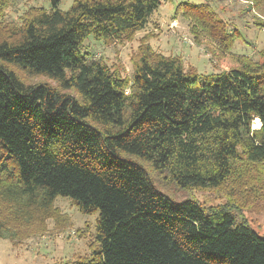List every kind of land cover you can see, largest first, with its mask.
Instances as JSON below:
<instances>
[{
    "label": "trees",
    "instance_id": "trees-1",
    "mask_svg": "<svg viewBox=\"0 0 264 264\" xmlns=\"http://www.w3.org/2000/svg\"><path fill=\"white\" fill-rule=\"evenodd\" d=\"M7 1L0 238L12 239L1 206L16 223L44 226L61 197L99 215L92 257L65 264H264V237L243 216L264 210L251 197L264 194V49L261 62L243 56L237 68L200 75L145 44L122 78L85 42L130 39L171 0H74L66 12L49 0L20 26L3 21ZM244 1L264 19V0ZM180 14L223 53L241 39L208 3L181 4ZM174 191H215L227 203L177 201Z\"/></svg>",
    "mask_w": 264,
    "mask_h": 264
},
{
    "label": "rangeland",
    "instance_id": "rangeland-1",
    "mask_svg": "<svg viewBox=\"0 0 264 264\" xmlns=\"http://www.w3.org/2000/svg\"><path fill=\"white\" fill-rule=\"evenodd\" d=\"M73 2L74 0H61L58 8L66 12ZM186 3H208L226 23L229 31H239L241 39L234 42L229 54L223 53L216 41L200 35L193 27V21L187 20L181 14L175 16L177 7ZM39 8L50 10V1L8 0L3 21L9 26H20L30 10ZM260 14L252 8L251 3L244 0L163 1L149 19L147 26L130 39L105 43L90 37L85 42L84 49L94 60L103 61L122 78L130 79L133 76L139 49L145 44H150L156 53L164 56L180 57L187 68L193 67L200 75H210L239 67L238 59L243 56L254 62L262 61L259 52L264 49V29L256 25L257 21H264ZM44 80L28 78L30 83ZM260 126L255 121L253 128L258 129ZM174 194L177 201L191 196L206 207L227 203L226 199L215 191H193L190 195L174 191ZM251 197L256 198L254 200L263 206L264 194L262 198L256 194ZM1 207L6 219L4 225L11 231L12 239L0 238V264H65L92 257L98 213L82 214L71 200L60 197L54 204V208L58 210L57 214L54 218L45 220L42 226L33 224V220L16 223L10 213L5 214L7 207ZM243 216L250 222L254 231L264 237V210L243 212Z\"/></svg>",
    "mask_w": 264,
    "mask_h": 264
},
{
    "label": "bare ground",
    "instance_id": "bare-ground-1",
    "mask_svg": "<svg viewBox=\"0 0 264 264\" xmlns=\"http://www.w3.org/2000/svg\"><path fill=\"white\" fill-rule=\"evenodd\" d=\"M257 121V123L259 124V126H260V124H261V122H260V120H256ZM256 124V123H255ZM258 127V126H257ZM261 127V126H260Z\"/></svg>",
    "mask_w": 264,
    "mask_h": 264
},
{
    "label": "built area",
    "instance_id": "built-area-1",
    "mask_svg": "<svg viewBox=\"0 0 264 264\" xmlns=\"http://www.w3.org/2000/svg\"><path fill=\"white\" fill-rule=\"evenodd\" d=\"M129 92L127 91V94H128Z\"/></svg>",
    "mask_w": 264,
    "mask_h": 264
}]
</instances>
